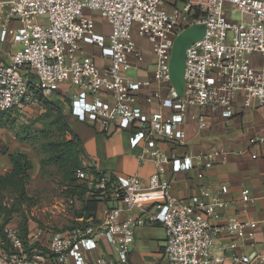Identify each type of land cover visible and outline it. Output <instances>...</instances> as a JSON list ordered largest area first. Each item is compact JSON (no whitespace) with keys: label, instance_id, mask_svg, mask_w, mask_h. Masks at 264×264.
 <instances>
[{"label":"built area","instance_id":"1","mask_svg":"<svg viewBox=\"0 0 264 264\" xmlns=\"http://www.w3.org/2000/svg\"><path fill=\"white\" fill-rule=\"evenodd\" d=\"M235 11L240 20L232 19ZM87 12L104 18L101 30ZM193 24H205V33L187 48L180 94L171 82L172 47ZM140 39L155 56L153 69ZM0 42L19 45L9 58L0 52V111H26L65 89L74 118L106 134L129 125L140 138L138 162L155 165L147 178L112 179L92 163L78 169L101 199L103 217L50 234L36 228L28 244L42 247L30 250L20 230L7 226L0 264H131L136 230L147 224H160L166 233L156 264H264V249L227 255L239 239H254L258 228L249 219L216 223L228 185L179 198L167 178L191 171L204 178L216 165L215 152L178 151L188 145L193 111L203 130L208 110L231 118L239 103L264 106V0H0ZM132 68L138 76L127 75ZM243 199L251 200L248 191ZM102 241L111 245L110 256L89 258Z\"/></svg>","mask_w":264,"mask_h":264},{"label":"crops","instance_id":"2","mask_svg":"<svg viewBox=\"0 0 264 264\" xmlns=\"http://www.w3.org/2000/svg\"><path fill=\"white\" fill-rule=\"evenodd\" d=\"M139 43L146 49L148 44L144 40L140 39ZM153 58L155 63L154 54ZM140 74L145 76L147 72L142 70ZM158 110V106L153 107V111ZM237 110V114L231 118L222 116L219 111L208 110V127L203 130L198 129L197 112L193 111L187 122L188 145L178 151L181 154L215 152L218 155L216 165L207 171L204 178H198L192 171L169 172L167 175L172 182L173 194L179 198L192 196L203 187L218 191L221 185H228L229 192L223 196L227 206L223 217L216 223L224 224L231 217L258 222L254 239H239L235 250H227L228 256L235 253L252 254L264 249V141L259 140L264 138V106L253 104L243 107L239 103ZM67 120L83 141L85 161L94 164L105 175L139 174L147 178L155 171L152 160H147L143 165L138 162L135 147L140 138L129 125L106 134L78 121L70 113ZM253 153L258 156L253 158ZM244 191H248L250 201L243 199ZM102 210L103 204L100 203L97 218L103 217ZM165 240V229L160 224L138 227L131 264H156ZM224 240L229 239L224 237ZM111 252V245L102 241L101 246L92 253L88 252L87 256L96 259L101 255L110 256Z\"/></svg>","mask_w":264,"mask_h":264},{"label":"rangeland","instance_id":"3","mask_svg":"<svg viewBox=\"0 0 264 264\" xmlns=\"http://www.w3.org/2000/svg\"><path fill=\"white\" fill-rule=\"evenodd\" d=\"M87 14L96 20L98 30H101L104 18L98 13ZM240 18V12L232 14V19ZM16 48L19 45L12 42L3 45L0 42V52L6 58H9L8 51ZM143 49L146 63L153 69L154 58L150 45ZM138 74L135 68L127 72L130 77ZM66 94V90L61 89L57 94L59 96H56L60 100H55L63 114L69 113ZM56 116V111L49 112L45 104H42L19 113L14 124L0 126V174L11 171L9 153L25 152L34 165L26 185V196H21L11 188H0V223H6L5 227H16L22 234L25 233V226L28 227L27 235L32 234L36 228L50 234L74 227L84 218L80 214L86 201L92 198V191L77 175L78 169L90 164L85 161L83 151L79 154L82 166L75 169L72 166L62 167L50 160L52 155L46 143L71 138L70 134H64L53 124Z\"/></svg>","mask_w":264,"mask_h":264},{"label":"trees","instance_id":"4","mask_svg":"<svg viewBox=\"0 0 264 264\" xmlns=\"http://www.w3.org/2000/svg\"><path fill=\"white\" fill-rule=\"evenodd\" d=\"M55 100L59 101L60 97H41L42 104H45L49 112L56 111L57 116L52 121L53 124L59 127L64 134H70L71 138L51 140L46 143V147L50 151V155H52L50 157V160L51 162H54L62 167L72 166L73 169L81 167L82 161L80 159L79 154L81 151H83L85 154V149L82 139L72 129L67 120V115L70 113V99L67 98V106L69 112L67 114L62 113L61 108L58 105L59 103H57ZM19 113L21 114L22 112L12 109L0 111V126L14 124L16 119L15 117ZM8 156L12 167L10 172L6 174H0V188H11L15 192L19 193L21 196H26V185L30 179V172L34 167L33 162L27 153L21 151L17 153H9ZM110 177L112 179L116 178L115 175H111ZM101 202L102 201L100 198L92 194V198L86 201L80 214V217H84V220L81 222H77L74 227L90 223L88 219L92 217L93 220L91 222H94L96 220L99 204ZM5 225L6 223H0V235L3 237L5 236ZM25 227V233L22 234V232L20 231V234L21 237H23V239L25 240L27 249L30 250L33 248H41L42 246L39 242H35L32 245L28 244V227ZM74 227H71L70 229Z\"/></svg>","mask_w":264,"mask_h":264},{"label":"water","instance_id":"5","mask_svg":"<svg viewBox=\"0 0 264 264\" xmlns=\"http://www.w3.org/2000/svg\"><path fill=\"white\" fill-rule=\"evenodd\" d=\"M204 33L205 24H193L184 29L173 43L170 59L171 82L180 94L183 93L187 48L202 38Z\"/></svg>","mask_w":264,"mask_h":264}]
</instances>
